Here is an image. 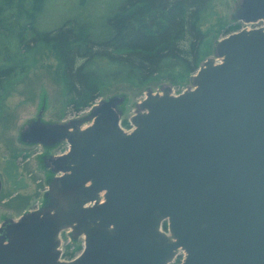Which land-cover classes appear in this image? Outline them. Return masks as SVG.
Listing matches in <instances>:
<instances>
[{
    "label": "water",
    "instance_id": "obj_1",
    "mask_svg": "<svg viewBox=\"0 0 264 264\" xmlns=\"http://www.w3.org/2000/svg\"><path fill=\"white\" fill-rule=\"evenodd\" d=\"M235 18L264 21V0H245ZM216 55L193 88L148 90L130 133L119 97L23 131L30 143L68 142L66 175L41 209L2 224L0 264H169L179 250L182 264H264V27L227 35ZM65 230L84 238L71 261Z\"/></svg>",
    "mask_w": 264,
    "mask_h": 264
},
{
    "label": "trees",
    "instance_id": "obj_2",
    "mask_svg": "<svg viewBox=\"0 0 264 264\" xmlns=\"http://www.w3.org/2000/svg\"><path fill=\"white\" fill-rule=\"evenodd\" d=\"M57 2L0 0V95L15 73L47 50L59 62L68 104L78 112L93 106L113 83L176 85L195 75L205 60L206 26L214 18L210 0H124L100 29L77 16L43 27L48 8ZM24 187L17 183V189ZM82 249L67 256L73 259Z\"/></svg>",
    "mask_w": 264,
    "mask_h": 264
},
{
    "label": "rangeland",
    "instance_id": "obj_3",
    "mask_svg": "<svg viewBox=\"0 0 264 264\" xmlns=\"http://www.w3.org/2000/svg\"><path fill=\"white\" fill-rule=\"evenodd\" d=\"M86 1L89 2L83 7L81 2ZM123 1L58 0L56 4L48 8L49 15L42 21L41 25L45 28H50L59 25L65 17L77 16L80 20L92 21L97 26V29H100L106 17L116 10ZM240 1L210 0L208 8L213 10L214 18L206 26V29H209V35L204 61L209 58H215L217 62L220 61L216 55V48L228 33L237 32L243 28L252 29L262 25V23L245 24L235 18ZM36 60L27 70L20 72L18 75L15 73L10 78L7 89L0 95V152L10 155L9 149L16 147L14 146V140H17V151L20 150L19 157L22 159H19L20 166L25 174L28 171L33 173V178L36 180L34 181L33 179L29 183H23L26 187L17 189L16 200L14 199L16 190L13 187V183H3V190L0 194V227L7 219L18 220L22 215L45 205L44 192L48 189L49 183L37 182L42 179L39 171L44 165L42 158L39 155L36 156L43 151V148L37 143H23L21 133L28 127L37 121L45 124H66L74 120L85 119L91 115L92 107L102 101L119 97L124 99L118 110L121 112L120 125L127 133H130L134 128L131 121L132 117L139 111V104L146 97L148 90L161 92L164 87L168 86L172 88L174 95H179L194 87V75L176 85L165 81L138 87L128 81L116 82L103 90V94L96 100L95 106L93 105L78 112L68 104V95L66 94L61 74L62 68L54 53L47 50L40 54ZM90 123V121H87L82 124V127L89 126ZM10 142L11 145L9 144ZM66 144L59 148L61 152L68 148ZM35 170H37V174H35ZM164 224H167V229H164V231L169 233L168 222ZM79 246L84 249L83 237L75 241L72 239L71 230L63 231L61 249L64 260H72L67 256V253H73Z\"/></svg>",
    "mask_w": 264,
    "mask_h": 264
},
{
    "label": "flooded vegetation",
    "instance_id": "obj_4",
    "mask_svg": "<svg viewBox=\"0 0 264 264\" xmlns=\"http://www.w3.org/2000/svg\"><path fill=\"white\" fill-rule=\"evenodd\" d=\"M245 0H241L238 8L241 6V4L244 2ZM237 8V9H238ZM242 23H244L243 21H240ZM262 23V21H258L255 24H260ZM246 24V23H245ZM262 25L257 26L256 28H260L262 27ZM21 137H22V133H21ZM17 139V138H16ZM23 143L25 144H33L30 143L29 140H24L22 138ZM49 141H52L51 139H49ZM67 143V144H66ZM11 145V142L9 143ZM39 145L42 146L43 151L38 153L36 156L39 155V157L42 158V163L44 166H42V168L40 169V173L42 175V179L38 180V183H52L55 180H57L60 177H63L64 175H66V172H64V169L66 167V163L63 162V157L69 152V144L66 140H62L61 142L55 144V145H46L43 143H37ZM66 144V146L68 147L65 151L61 152V149H59L61 146H64ZM14 147L13 149H9L10 151V155L4 153V152H0V180L1 183L3 185V183H13V187L15 188V193H14V199H17V183H29L30 181H36L35 178H33V173H29L27 172V174L24 173L23 169L21 168V163L19 162V159L22 160L19 156H20V150L17 151V140H14ZM29 159V158H28ZM35 174H37V170L34 171ZM28 176V177H27ZM2 190H3V186H2ZM1 190V193H2ZM49 192V185H48V189L45 190L44 192V198H45V203L48 201V197L47 194ZM0 193V194H1ZM13 196V195H12ZM44 203V204H45ZM43 204V205H44ZM42 207H40L39 209H41ZM38 210V209H37ZM35 210V211H37ZM34 212V211H32ZM13 219V218H10ZM63 233V232H62ZM62 233L60 235V238L62 236Z\"/></svg>",
    "mask_w": 264,
    "mask_h": 264
},
{
    "label": "built area",
    "instance_id": "obj_5",
    "mask_svg": "<svg viewBox=\"0 0 264 264\" xmlns=\"http://www.w3.org/2000/svg\"><path fill=\"white\" fill-rule=\"evenodd\" d=\"M184 259V253L181 251L177 257L174 259V261L170 264H180ZM181 261V262H180Z\"/></svg>",
    "mask_w": 264,
    "mask_h": 264
}]
</instances>
